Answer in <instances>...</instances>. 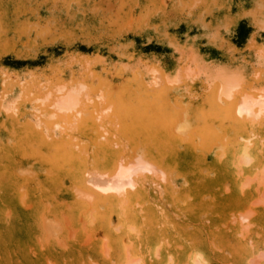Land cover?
<instances>
[{"label": "rangeland", "instance_id": "rangeland-1", "mask_svg": "<svg viewBox=\"0 0 264 264\" xmlns=\"http://www.w3.org/2000/svg\"><path fill=\"white\" fill-rule=\"evenodd\" d=\"M263 99L264 0H0V264H264Z\"/></svg>", "mask_w": 264, "mask_h": 264}, {"label": "bare ground", "instance_id": "bare-ground-1", "mask_svg": "<svg viewBox=\"0 0 264 264\" xmlns=\"http://www.w3.org/2000/svg\"><path fill=\"white\" fill-rule=\"evenodd\" d=\"M264 100V99H263ZM251 103V102H250ZM252 108H253V106L251 107L250 105H242L239 109H238V113L240 114V115H244V114H247L248 116H250L251 118H252V122H256L257 121V119H259L258 117L262 114V109H260L259 110V112H257V111H254V112H252ZM264 116V115H263ZM255 118H257V119H255ZM256 120V121H255ZM248 122V121H247ZM249 124V123H248ZM252 125H253V123H252ZM262 145V144H261ZM260 152V151H259ZM244 157H245V159L246 160H248L249 162H250V160H251V158H250V156H249V154L247 153L246 155H245V153H244ZM243 159V158H242ZM240 163V162H239ZM119 169V168H118ZM134 169V173L132 172V175L133 176H135V175H137L138 176V174H139V176H140V173H141V170L140 171H136L135 170V167L133 168ZM127 170V169H126ZM131 170V169H130ZM118 171V170H117ZM140 172V173H139ZM125 176V175H124ZM127 176V175H126ZM112 178V177H111ZM118 178V177H117ZM112 180H114V179H110V181H112ZM109 180L107 181V182H110ZM97 183V182H96ZM139 183H140V181H139ZM107 184V186H109L108 185V183H106ZM109 184H111L110 185V187L111 188H113L114 190H116L117 191V195H122V197H125L124 195H123V193L126 191V188L127 189H130V187L131 188H134V186H136L137 185V181H133V179L130 177V176H127V178H124L123 176H121L120 178H118V179H116L115 178V180L114 181H112V182H110ZM98 187H99V185H98ZM129 187V188H128ZM113 190V191H114ZM115 192V191H114ZM113 192V193H114ZM125 200V199H124ZM126 201V200H125ZM121 202H122V200H121ZM127 202V201H126ZM125 202H123L122 204H124ZM161 248V247H160Z\"/></svg>", "mask_w": 264, "mask_h": 264}]
</instances>
